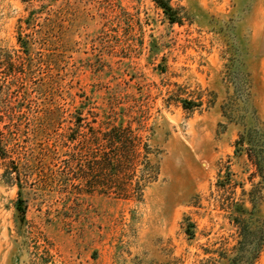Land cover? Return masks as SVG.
<instances>
[{
	"label": "rangeland",
	"instance_id": "rangeland-1",
	"mask_svg": "<svg viewBox=\"0 0 264 264\" xmlns=\"http://www.w3.org/2000/svg\"><path fill=\"white\" fill-rule=\"evenodd\" d=\"M168 1L181 25L153 0H0V68L19 75L34 175L19 210L0 168V264H229L245 247L231 207L255 203L261 226L264 0ZM78 117L142 134L140 200L72 186L62 139Z\"/></svg>",
	"mask_w": 264,
	"mask_h": 264
},
{
	"label": "trees",
	"instance_id": "trees-1",
	"mask_svg": "<svg viewBox=\"0 0 264 264\" xmlns=\"http://www.w3.org/2000/svg\"><path fill=\"white\" fill-rule=\"evenodd\" d=\"M153 1L163 11L170 24H182L177 10L168 0ZM18 79L19 75L11 73L5 67L0 68V168L3 171V180L19 188V209L23 189L34 175L30 164L33 162V152L30 153L29 148L30 112L26 109L25 99H20L16 90L10 86L11 82ZM188 104L192 103L185 102L184 109L192 108L188 107ZM70 130L71 132L63 135L62 139V145L70 150L63 163L67 174H77V180L82 182L72 186L80 190L82 184V190L87 194L97 192L102 195H115L117 199L122 200L142 198L149 181L145 180L139 171L144 174L148 170H142L141 166L149 162L151 148L138 129L132 125L120 124L102 130L92 125H83L82 117H78L75 128ZM245 142L242 136L236 144L243 147ZM248 156L253 161V156L249 153ZM255 166L260 170L257 162ZM67 174H63V177ZM243 193L247 194L245 191ZM252 195L250 202L253 203ZM253 204L252 211L244 207V204L231 207L230 220L237 227L240 236L238 243L245 247L235 258L224 257L229 264H254L264 251V221L257 229L251 228L256 208L255 203ZM184 220L187 224L186 234L193 238L196 226L188 217Z\"/></svg>",
	"mask_w": 264,
	"mask_h": 264
}]
</instances>
